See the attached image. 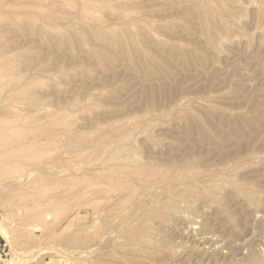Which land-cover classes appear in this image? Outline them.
I'll return each instance as SVG.
<instances>
[{
  "label": "rangeland",
  "instance_id": "obj_1",
  "mask_svg": "<svg viewBox=\"0 0 264 264\" xmlns=\"http://www.w3.org/2000/svg\"><path fill=\"white\" fill-rule=\"evenodd\" d=\"M0 264H264V0H0Z\"/></svg>",
  "mask_w": 264,
  "mask_h": 264
}]
</instances>
